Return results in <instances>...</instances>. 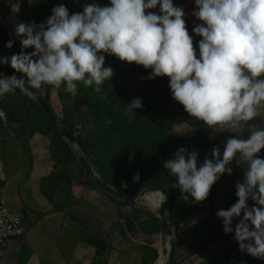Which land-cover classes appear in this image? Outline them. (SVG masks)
<instances>
[{
  "label": "clouds",
  "instance_id": "clouds-1",
  "mask_svg": "<svg viewBox=\"0 0 264 264\" xmlns=\"http://www.w3.org/2000/svg\"><path fill=\"white\" fill-rule=\"evenodd\" d=\"M157 6L158 13L149 11ZM51 12L45 23L15 26L21 52L0 58V63L21 75L0 73V96L20 90L35 99L37 93L46 94V86L61 85L76 96L78 83L95 86L99 93L114 75L111 66H104L107 54L150 69L149 80L168 77L172 98L210 129H240L264 116V0H195L198 51L185 11L173 0H110L104 6L93 2L71 15L60 4ZM13 43L8 41L6 47ZM30 48L34 50L25 51ZM143 107L136 97L125 114L132 117ZM262 150L264 125L253 124L247 138L226 139L222 158L214 146L212 158L205 157L198 166L199 153L181 147L163 167L175 177L172 187L200 203L223 174H232L229 165L234 160L243 166L237 202L216 215L225 234L234 231L240 251L264 260V158L258 155ZM139 179L136 173L133 181ZM122 187L127 184L122 182ZM249 199L254 202L251 207ZM166 200L161 194L160 205ZM234 218L238 222L233 229Z\"/></svg>",
  "mask_w": 264,
  "mask_h": 264
},
{
  "label": "trees",
  "instance_id": "trees-1",
  "mask_svg": "<svg viewBox=\"0 0 264 264\" xmlns=\"http://www.w3.org/2000/svg\"><path fill=\"white\" fill-rule=\"evenodd\" d=\"M3 1L0 0V5ZM93 2L102 6L110 5V0H78L75 13L81 12L85 4ZM173 3L183 7L186 24H194L186 14L184 1L173 0ZM14 6L20 8L19 17L25 23L35 22L39 25L45 23L52 14H30L29 0H14L7 8V13H11ZM10 40L14 41L13 46L7 48L4 57L20 53L21 44L16 36L12 39L10 30L0 22V56ZM33 50L30 48L25 51ZM104 66H111L114 75L111 80L103 83L99 93L95 91V86L85 87L82 83L77 85L76 96L66 92L64 85L59 89L51 86L46 88L52 110L71 130L75 139L82 142L89 168L95 178L115 196L124 200L134 199L146 189L161 188L167 196L166 207L171 230L191 217L204 213L203 217L184 228L174 238L176 255L173 264L192 260L220 241H226L223 251L200 264H264V260L240 251L238 242L230 244L234 231L225 234L223 222L216 215L218 210H227L237 202L236 184L243 182L245 170L239 174L240 180L230 184L224 192L223 183L233 175V171L231 175L223 174L212 186L208 198L196 203L189 194L172 187L175 177L163 167L164 162L172 158L181 147L187 148L189 152L196 150L199 153L198 166L205 157L212 158L214 146L220 148L222 158L224 148L220 143L224 140V128L213 130L190 117L183 106L172 98L168 77L149 80L147 76L150 69L146 70L143 66L129 64L107 54ZM0 73L3 76L21 75L2 63ZM29 90L37 91L31 88ZM53 91H56L59 98L61 115H58L52 104ZM15 93L0 96V129L3 130L4 146L9 138L17 137L23 141L26 150H30L31 140L39 134L48 141L49 160L52 163V171L41 178L40 185L42 194L53 204V208L45 212L34 211L36 216L32 219L28 211L31 208L22 207L26 215L25 235L46 215L63 211L64 218L69 220L68 224L73 228L76 242L83 241L95 247L97 259L101 260L112 254L116 245L114 237L120 234L130 248L137 247L140 251L138 264H155L160 257V250L156 246L157 237L163 236L160 215L141 202L124 206L129 209L127 211L123 210V205L115 204L116 218L108 223L99 206L75 196L71 167L76 165L82 173L83 171L72 142L57 130L36 99L24 95L20 90ZM136 97L141 98L144 107L136 109V114L129 117L125 114V109ZM253 124L264 125L256 118L244 125L238 136L247 138ZM182 125L187 128L176 132L177 127ZM205 129L211 133H207ZM258 155L264 158L262 152ZM136 173L140 175L138 182L133 181ZM122 182L127 187H122ZM81 183L93 188L86 177ZM4 187L5 181L0 178V201ZM248 204L251 207L254 202L249 199ZM237 222L238 219L234 218L233 229ZM63 227L65 229L64 225ZM17 256L18 264H28L32 250L21 242Z\"/></svg>",
  "mask_w": 264,
  "mask_h": 264
},
{
  "label": "rangeland",
  "instance_id": "rangeland-1",
  "mask_svg": "<svg viewBox=\"0 0 264 264\" xmlns=\"http://www.w3.org/2000/svg\"><path fill=\"white\" fill-rule=\"evenodd\" d=\"M182 1H184V2L186 1L185 5L187 8V12H186L187 16L190 17L194 21V24H192V25L186 24V25H187V28H188L190 35L193 36L194 44L196 45L197 51H198V42L201 39V37L194 34L193 28L196 24L199 23V21H197L192 16V12L195 10V0H182ZM46 5H49V4L46 3ZM73 7L74 6L71 5L69 10L73 9ZM44 10H47V6L44 8ZM149 11H154V12L158 13L159 7L157 6L156 9L149 10ZM19 14H20V8L18 6H14L11 13H6V18H8V20L10 22H12L13 24L15 23L17 25L20 22H24L19 17ZM15 18H17V19H15ZM13 20H17V23L14 22ZM52 104H53L56 112L58 113V115H61V105H60L59 98L57 96L56 91L52 92ZM148 115H150V114H148ZM261 119H263V121H264V116H261ZM185 128H187L186 125L179 126V127H177L176 132L184 130ZM243 129H244V127L240 128V129H224V138L225 139L220 143V145L224 148L226 139L230 136L241 134ZM205 131L209 134L211 133V131H209L208 129H205ZM2 137H3V130L0 129V169H1L0 170V178L5 181V187H4L5 189L4 190H6L7 193H9L10 195L16 196L17 194H19V192H18L19 181L21 182L20 186L23 189L24 183L29 180V176L32 173L30 178L32 179V181L36 182V176H35V174H33V172H31L32 167L34 165H35V170L37 171L38 169H40L41 167L44 166V165L42 166L43 160H45L44 162H47V165L51 164L48 161L49 156H50L49 150H48V141L44 138L43 141L40 144L36 145L35 148H31L30 150H26V148L24 147L23 141L21 139L9 138L6 146H4V143L2 142ZM232 168H233V175L223 183V188H222L223 192L230 184L236 183L239 181V174L241 173V171H243L244 167L243 166H237V164L235 162V163H233ZM71 169H72V172L77 174L82 180L85 178L84 174L81 172V170L76 165H72ZM37 188H38V186H37ZM39 188L41 189V185L39 186ZM27 189H28V187L26 184L25 190H27ZM95 194L100 199V202H101V200H104V201H102V202H106L104 204L107 205L108 203H110L111 212L109 214L110 219H109L108 223H111L112 220L116 218L117 207H116L115 203L111 202L109 199H107L106 197L101 195L98 191H95ZM140 202L142 204L150 207L154 212H157L160 215V207L161 206L156 205L150 199H146V198H143ZM52 205L53 204H51V206ZM52 208H53V206H52ZM39 209L42 210V208H39ZM123 210L127 211L129 209L127 207L123 206ZM165 210H167V214H168V208L167 207L165 208ZM203 215H204V213L197 214L196 216H193L190 219L182 222L179 226L173 227V230H172L173 237L175 238L184 228L188 227L190 224L194 223L195 221H197L198 219L203 217ZM106 220H107V218H106ZM66 226H65V229H63V231L60 232L58 238H55L56 236H54L50 231H49V233H51L54 236V238H55L54 243L57 245V249L59 250L60 255L62 257H64L65 260L68 261V259L71 257V255L73 253L72 249L74 247V243L76 242V239H75V234L73 233V228L71 226H67V227ZM35 228H37V229L33 232L34 237H36V234L40 230V228H44V225H41L40 227L37 226ZM114 238H115L116 245H115L114 251L108 257V262L110 264H123L122 259L126 260L127 256H128L127 254H130L129 255L130 260L127 262V264H136L137 258L139 259L140 255H141L138 248L137 247L130 248L129 243L127 241H124V239L120 236V234H117ZM28 239L31 240L33 238L30 236V238H28ZM17 240L16 241L14 240V243L11 246L12 248H14L13 246L17 243ZM24 240H27V238L25 237ZM166 240L167 239H165L164 236L159 235L157 237V242H156V246L160 250V257L163 256L164 258H166L165 264L169 260V244H168L169 242H167L168 240L167 241ZM236 242L237 241L235 238H232L230 240V244H232V245L235 244ZM23 243L27 246L25 241H23ZM225 246H226V241H220L219 243H216L215 245L208 248L201 255L196 256L192 260L183 261L180 264H200L205 259L213 258L218 253L223 251ZM14 255H15L14 257L12 256V261L8 264H18L17 256H16V254H14ZM96 260H99V259H97L95 257L94 261H96ZM90 264H94V263L92 262Z\"/></svg>",
  "mask_w": 264,
  "mask_h": 264
},
{
  "label": "crops",
  "instance_id": "crops-1",
  "mask_svg": "<svg viewBox=\"0 0 264 264\" xmlns=\"http://www.w3.org/2000/svg\"><path fill=\"white\" fill-rule=\"evenodd\" d=\"M46 3H48L49 5H46ZM184 3L186 4V1ZM60 4L66 5L68 10L71 5L74 6L73 9L69 10L70 15L72 12L75 13L76 10L78 9V0H29V13L32 15H47L51 13L53 7L58 6ZM46 6H47V10H44ZM258 118L264 123L261 117ZM13 138L16 139L17 137H13ZM43 139H44L43 136L39 134L35 135V137L30 142L31 148H35L36 145L40 144L43 141ZM261 152L264 154L263 150ZM238 158L239 157L237 156V159ZM44 161L45 160L42 161V166L43 165L44 166L38 169L37 171L35 170V165L32 167L31 172L35 174L36 182L32 181V179L30 178L32 174L31 173L29 176V180L27 182L24 181L25 183L23 189L20 186L21 182L19 181V186H18L19 194L13 196L7 193L6 190H4L3 192V198H5V200L7 201L8 205L11 208L17 209V208H22L24 206H28L29 208H31V210L29 209L28 211L30 218L32 219H34L36 216V213L34 211L45 212L52 210L51 204L43 196L41 189L39 188L41 183V178L52 171L51 161L48 159V161L51 163L50 165H47V162ZM235 162L236 161L234 160L231 163V167ZM243 170H245V168H243ZM72 174L74 176L73 191L75 196L83 197L88 202H91L99 206L101 212L105 216V219L107 218V221H109L110 219L109 214L111 212L110 203L106 205L104 204L106 202H102L104 200H101L100 202V199L95 194L96 190H94L93 188H91L86 184L81 183L82 179L77 174H75L74 172H72ZM26 184L28 187L27 190H25ZM39 208H42V210ZM68 221L69 220L67 218H64L63 211H54L46 215L45 217L40 219L34 227L30 229V231L24 236L22 240L16 239L17 243L13 246L14 248L11 247L14 241L11 242L8 248L7 255L1 264H8L12 261V256L13 257L15 256L14 254H16L17 256L18 248L20 246V243L21 242L23 243V241H25L27 246L32 250V256L28 264H90L92 262L94 264H110L108 262V256L102 257L101 260L94 261L96 255L95 247L83 241H77L74 243V247L72 249L73 253L71 257L68 259V261L65 260L64 257L60 255V252L57 249V245L54 243V240L55 238H58L60 232L63 231L64 229L63 225L69 226ZM41 225H44V228H40V230L36 234V237H34L33 232L37 229L35 227L37 226L40 227ZM49 231L56 237L54 238V236L51 233H49ZM30 236L33 239L29 240L28 238H30ZM25 237L27 238V240H24ZM127 255L128 256L126 260L122 259L123 264H127V262L130 260L129 259L130 254ZM139 259L137 258L136 264H138Z\"/></svg>",
  "mask_w": 264,
  "mask_h": 264
},
{
  "label": "water",
  "instance_id": "water-1",
  "mask_svg": "<svg viewBox=\"0 0 264 264\" xmlns=\"http://www.w3.org/2000/svg\"><path fill=\"white\" fill-rule=\"evenodd\" d=\"M14 0H4L0 5V22L10 30L12 39L15 37L14 29L15 24L10 22L8 18H6L7 8L13 3ZM7 51V47H5L4 51L2 52V55L0 58H3L5 55V52ZM1 65V63H0ZM47 88V86H46ZM16 94V93H14ZM22 96V94H21ZM38 103L41 105L42 109L45 111V113L48 115L50 120L54 123L55 127L58 131H60L70 142H72L77 160L79 163V166L81 167L84 176L86 179L90 182V184L93 186L95 190H97L101 195L109 199L111 202L115 204H120L123 206H130L132 204H136L140 202L143 198H145L146 194L149 192H157L160 194H164V191L161 188H155V189H146L143 192H141L136 198L131 200H124L121 198H118L115 196L110 190L105 188L92 174L91 169L89 168L88 164V158L86 155V151L83 148L82 142L80 140L75 139L73 136L71 130L67 127V125L55 114V112L52 110L49 101H48V95L47 90L46 94L44 96H39L37 93L35 98ZM6 128L8 130V124L6 123ZM167 202V200H166ZM166 202L161 203L160 207V217L162 218V225H163V236L165 239L169 241V260L166 264H173L175 260L176 255V247H175V240L172 234V230L169 226V211H168V217H166L163 212L166 208ZM157 263V262H156ZM155 263V264H156Z\"/></svg>",
  "mask_w": 264,
  "mask_h": 264
},
{
  "label": "built area",
  "instance_id": "built-area-1",
  "mask_svg": "<svg viewBox=\"0 0 264 264\" xmlns=\"http://www.w3.org/2000/svg\"><path fill=\"white\" fill-rule=\"evenodd\" d=\"M26 215L21 208H11L5 198L0 201V264L7 255L8 248L16 239L26 233Z\"/></svg>",
  "mask_w": 264,
  "mask_h": 264
},
{
  "label": "bare ground",
  "instance_id": "bare-ground-1",
  "mask_svg": "<svg viewBox=\"0 0 264 264\" xmlns=\"http://www.w3.org/2000/svg\"><path fill=\"white\" fill-rule=\"evenodd\" d=\"M15 19H17V18H15ZM13 21L17 23V20H13ZM14 24H15V23H14ZM15 25H16V24H15ZM160 197H161V194H160V193H157V192H149V193H147L146 196H145L146 199H150V200H151L153 203H155L156 205L161 206V205H160ZM163 214H164L166 217H168L167 210H165V211L163 212ZM166 241H167V240H166ZM167 242H169V241H167ZM168 244H169V243H168ZM165 259H166V258H164L163 256L160 257L156 264H165ZM167 262H168V261H167Z\"/></svg>",
  "mask_w": 264,
  "mask_h": 264
}]
</instances>
